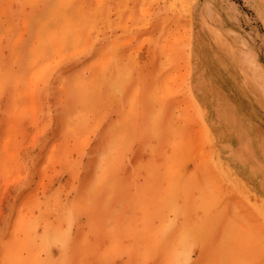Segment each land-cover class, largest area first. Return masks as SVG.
Returning <instances> with one entry per match:
<instances>
[{
  "label": "rangeland",
  "instance_id": "rangeland-1",
  "mask_svg": "<svg viewBox=\"0 0 264 264\" xmlns=\"http://www.w3.org/2000/svg\"><path fill=\"white\" fill-rule=\"evenodd\" d=\"M55 1L0 0V264H264V186L227 164L187 88L197 0ZM198 2L236 5L264 64L245 0Z\"/></svg>",
  "mask_w": 264,
  "mask_h": 264
},
{
  "label": "bare ground",
  "instance_id": "bare-ground-1",
  "mask_svg": "<svg viewBox=\"0 0 264 264\" xmlns=\"http://www.w3.org/2000/svg\"><path fill=\"white\" fill-rule=\"evenodd\" d=\"M16 1V0H15ZM45 1V0H44ZM60 0H57L55 2L59 3ZM73 1V0H72ZM87 2L90 0H77L76 3H81V2ZM97 1V0H95ZM102 1V0H101ZM128 1V0H126ZM137 1V0H136ZM145 1V0H144ZM150 1V0H149ZM248 6L252 8V12L254 13V19L256 21H259V23L264 27V0H245ZM62 2V1H61ZM70 2V1H69ZM68 2V3H69ZM99 2V1H98ZM111 2V1H110ZM148 2V1H146ZM151 2V1H150ZM160 2V1H159ZM18 0V4H19ZM56 3V4H57ZM116 3V2H115ZM128 3V2H126ZM149 3V2H148ZM38 4V3H37ZM43 4V3H42ZM53 4V3H52ZM63 4V3H62ZM102 3L99 5L101 6ZM147 4V3H146ZM197 1H193L190 13H189V23H190V28H191V33L192 37L190 38V42L192 45L195 43L197 39L195 40V36L193 38V33H195L197 27H199L201 30L205 31V38L201 42L199 41L197 44L199 45L198 47V52L195 57V61H192L191 64L189 65V77H188V90L189 93L192 97H194L198 103V107L203 110V115L205 116L207 122L209 123L210 126H213L216 131L218 132V138L217 140L220 142L219 146V153L221 156H225L227 164L231 163L232 165L235 166H241L245 169H247L249 172H251L253 175H256V177L259 178V183L264 186V64L261 61V56L258 51V47H256V44L253 41V35L251 32H245L242 29V24L239 23L240 17H239V12L237 10L236 5L233 3L226 4V10H217L215 5H208L205 3L200 4ZM211 4V3H210ZM14 5V4H13ZM69 5V4H68ZM71 5V4H70ZM85 5V4H84ZM103 5V4H102ZM105 5V4H104ZM107 5V4H106ZM105 5V6H106ZM120 5V4H119ZM128 7V4H126ZM137 5V4H136ZM150 5V4H149ZM153 5V4H152ZM166 5V4H165ZM28 6V5H27ZM38 6V5H37ZM41 6V5H40ZM59 6V5H58ZM86 6V5H85ZM104 6V7H105ZM144 6V5H143ZM247 6V7H248ZM9 7V6H8ZM11 7V6H10ZM84 7V6H82ZM108 7V6H107ZM142 7V6H141ZM145 7V6H144ZM17 8V7H16ZM14 8V9H16ZM38 8V7H37ZM40 8V7H39ZM53 8V7H51ZM85 8V7H84ZM87 8V6H86ZM165 8V7H164ZM18 9V8H17ZM54 9V8H53ZM71 9V7L68 9V11ZM97 9V8H96ZM95 9V10H96ZM122 9V8H120ZM147 9V8H146ZM83 10V9H82ZM123 10V9H122ZM125 10V9H124ZM10 11V10H9ZM148 11V10H147ZM151 11V10H150ZM112 12L113 9H112ZM122 12V11H121ZM120 12V13H121ZM170 12V11H169ZM99 13V12H98ZM119 13V11H118ZM159 13V12H157ZM108 14H110L108 12ZM144 14V13H143ZM165 14V13H164ZM167 14V13H166ZM165 14V15H166ZM172 14V12H171ZM10 15V14H9ZM129 15V14H128ZM145 15V14H144ZM160 15V13H159ZM168 15V14H167ZM251 15V14H250ZM56 16V13H55ZM96 16V15H95ZM111 16V15H110ZM133 17V15H131ZM172 16V15H171ZM11 17V16H10ZM99 17V16H96ZM117 17V16H114ZM174 17V16H173ZM119 18V17H118ZM122 18V16H121ZM129 18V17H128ZM148 18V17H147ZM11 19H13L11 17ZM17 19V18H16ZM19 19V17H18ZM111 19V17H110ZM114 19V18H113ZM125 19V18H124ZM215 19L217 22L214 23ZM249 19V18H248ZM253 19V20H254ZM120 20V19H119ZM119 20L117 21L119 23ZM155 20V19H154ZM153 20V22H154ZM95 21V20H94ZM129 21V20H128ZM165 21V19H164ZM168 21V20H167ZM166 21V22H167ZM214 23L212 24L211 23ZM116 22V21H114ZM143 22V21H142ZM145 22V21H144ZM113 23V22H112ZM149 23V22H148ZM163 23V21H162ZM257 23V22H256ZM255 23V24H256ZM18 24V23H17ZM76 24V23H75ZM95 24V22H94ZM104 24V23H103ZM114 24V23H113ZM132 24V23H131ZM140 24V23H139ZM146 24V23H145ZM168 24V23H167ZM253 24V23H252ZM96 25V24H95ZM101 25V24H100ZM108 25V24H107ZM112 25V24H111ZM127 25V24H126ZM153 26V23L151 24ZM244 25V24H243ZM93 26V25H92ZM99 26V25H98ZM116 26V24H115ZM118 26V25H117ZM121 26V25H120ZM132 26V25H131ZM140 26V25H139ZM165 26V25H164ZM251 26V25H250ZM114 27V26H113ZM126 27V26H125ZM124 27V28H125ZM137 27V26H136ZM141 27V26H140ZM163 27V26H162ZM261 27V26H260ZM71 28H73L71 26ZM91 28V26H90ZM134 28V27H133ZM150 28V27H149ZM95 29V27H94ZM123 29V28H122ZM144 29V28H142ZM252 29V28H251ZM91 30V29H90ZM89 30V31H90ZM107 30V29H106ZM131 30V28H130ZM147 30V29H146ZM109 31V30H108ZM111 31V30H110ZM167 31V30H166ZM263 31V30H262ZM75 32V31H74ZM117 32V31H115ZM137 32V31H136ZM144 32V31H143ZM165 32V31H164ZM253 32V31H252ZM11 33V32H10ZM57 33V32H56ZM141 33V31H140ZM8 34V33H7ZM64 34V33H63ZM75 34V33H73ZM116 34V33H115ZM114 34V35H115ZM122 34V33H121ZM137 34V33H136ZM143 34V33H142ZM145 34V33H144ZM196 34V33H195ZM264 34V33H263ZM48 35V34H47ZM82 35V34H81ZM90 35V34H89ZM103 35V34H102ZM106 35V33H105ZM10 36V35H9ZM12 36V35H11ZM127 36V35H126ZM129 36V35H128ZM138 36V34H137ZM74 37V36H71ZM134 37V36H133ZM139 37V36H138ZM10 38V37H7ZM117 38V37H116ZM125 38V37H124ZM44 39V38H43ZM75 39V38H73ZM71 39V40H73ZM87 39V38H85ZM122 39V37H121ZM129 39V38H128ZM149 39V38H148ZM154 39V38H153ZM7 40V39H6ZM23 40V39H22ZM45 40V39H44ZM43 42L41 43H44ZM91 40V39H90ZM155 40V39H154ZM36 41V40H34ZM50 42L54 40H49ZM48 41V42H49ZM85 41V40H84ZM114 41V40H111ZM7 42V41H6ZM30 42V41H29ZM115 42V41H114ZM123 42V41H122ZM149 42V41H147ZM8 43V42H7ZM20 43V42H19ZM18 43V44H19ZM34 43V42H33ZM38 44V42H36ZM40 43V44H41ZM54 43V42H53ZM71 43H73L71 41ZM90 43V41H89ZM93 43V41H92ZM141 43V42H140ZM151 43V42H150ZM157 43V42H155ZM6 44V43H5ZM4 44V45H5ZM56 44V43H55ZM117 44V43H116ZM114 44V45H116ZM137 44V43H136ZM143 45V42L141 43ZM194 44V45H195ZM119 46V44H117ZM122 45V44H121ZM141 45V46H142ZM149 45V43H148ZM152 45H154L152 43ZM151 45V46H152ZM9 47V45H7ZM17 46V45H16ZM41 46V45H40ZM55 46V45H54ZM87 46V42L86 45ZM84 46V47H85ZM95 47V46H94ZM126 47V46H125ZM129 47V46H128ZM138 47V46H137ZM171 47V46H170ZM46 48V47H45ZM87 48V47H86ZM97 48V47H96ZM113 48V47H112ZM115 48V46H114ZM172 48V47H171ZM77 49V48H76ZM75 49V50H76ZM82 49V48H81ZM80 49V50H81ZM111 49V48H109ZM129 49V48H125ZM157 49V48H156ZM23 50V49H22ZM74 50V49H73ZM71 50V52L73 51ZM95 50V49H94ZM169 50V49H168ZM216 50V51H215ZM92 51V50H91ZM110 51V50H109ZM112 51V50H111ZM110 51V52H111ZM117 51V50H116ZM127 51V50H126ZM145 51V50H144ZM170 51V50H169ZM210 51L212 53V56L210 55ZM11 52V51H10ZM70 52V53H71ZM99 52V51H98ZM157 52V50H156ZM2 53V52H1ZM12 53V52H11ZM73 54L75 52H72ZM100 53V52H99ZM154 53V52H153ZM112 54V53H111ZM129 54V53H128ZM134 54V52H133ZM132 54V56H133ZM12 55V54H11ZM10 55V56H11ZM22 55L23 54L22 52ZM85 55V54H84ZM90 55V54H89ZM101 55V54H100ZM116 55V54H115ZM121 55V54H120ZM124 55V54H123ZM144 55V54H143ZM19 56V55H18ZM118 56V55H117ZM131 56V55H130ZM154 56V55H153ZM3 57V56H2ZM83 57V56H82ZM92 57V56H91ZM106 57V56H105ZM121 57V56H120ZM136 57V56H135ZM108 58V55H107ZM132 58V57H131ZM130 58V59H131ZM134 58V56H133ZM119 59V56H118ZM116 61H119V60ZM139 59V58H138ZM142 59V58H141ZM3 60V59H2ZM10 60H12L10 58ZM25 60V59H23ZM58 60V59H57ZM64 60V59H63ZM81 60V59H80ZM96 60V59H95ZM101 61H97L98 64L100 62H103L102 60L105 59H99ZM133 60V59H132ZM78 61V59H77ZM76 61V62H77ZM81 61H84L81 60ZM113 61V60H111ZM30 62V61H29ZM88 62V61H87ZM86 62V63H87ZM92 62V60L90 61ZM109 62V61H107ZM1 63V62H0ZM79 63V62H78ZM116 63V62H115ZM114 63V64H115ZM149 63V62H148ZM1 65V64H0ZM8 65V63H7ZM6 65V66H7ZM64 65V64H63ZM106 65V64H105ZM116 65V64H115ZM2 66V65H1ZM5 66V67H6ZM20 69H21V64H19ZM18 66V67H19ZM47 66V65H46ZM45 66V68H47ZM58 66V65H57ZM68 66V65H67ZM77 66V65H76ZM108 66V65H106ZM138 66V65H136ZM140 66V64H139ZM143 66V65H142ZM54 67V66H53ZM110 67V66H109ZM52 68V67H51ZM43 68H41L42 70ZM90 69V68H89ZM133 70V68H132ZM138 70V69H137ZM86 71V70H85ZM140 71V70H139ZM41 72V71H40ZM134 72V71H133ZM132 72V73H133ZM64 73V72H63ZM112 73V72H111ZM142 73V70H141ZM144 73V72H143ZM15 74V73H14ZM39 74V71H38ZM51 74V72H49ZM54 74V71H53ZM16 75V74H15ZM59 75V73H58ZM112 75V74H110ZM45 76V75H44ZM43 76V77H44ZM76 76V75H75ZM114 77V76H112ZM116 77V76H115ZM133 77V76H132ZM131 77V78H132ZM135 77V75H134ZM149 78V77H147ZM135 79V78H134ZM65 80V79H64ZM57 81V80H56ZM132 81V80H131ZM51 82V81H50ZM7 83V82H5ZM59 83V82H58ZM131 83V82H130ZM64 84V83H63ZM5 85V84H4ZM50 85V83H49ZM51 86V85H50ZM65 86V85H64ZM9 87V86H8ZM125 87V86H124ZM149 88V87H148ZM127 89V88H126ZM125 89V90H126ZM5 90V88H4ZM47 90V89H46ZM124 90V89H123ZM51 91V90H50ZM150 92V90H149ZM148 92V93H149ZM45 93V92H44ZM69 91H67L68 95ZM134 93V92H133ZM65 95V96H66ZM150 95V94H149ZM71 98V97H69ZM104 98V97H103ZM143 102V101H141ZM143 104V103H142ZM141 104V105H142ZM71 110V109H69ZM153 110V109H151ZM150 111V110H149ZM61 112V109H60ZM67 112V111H66ZM69 112V111H68ZM67 112V113H68ZM152 113V112H151ZM61 114V113H60ZM192 115V114H191ZM107 125V124H106ZM109 125V124H108ZM99 131V130H98ZM168 131V130H167ZM104 134V133H103ZM103 136V135H102ZM215 136V135H214ZM97 140V139H96ZM108 141V140H107ZM218 142V143H219ZM91 143V142H90ZM94 143V142H93ZM101 144V143H100ZM105 144V141H104ZM104 146V145H103ZM111 146V145H110ZM143 146V145H142ZM91 147V146H90ZM106 147V146H105ZM121 148V147H118ZM116 148V149H118ZM172 148V147H171ZM166 149V148H165ZM97 151V150H96ZM137 151V150H136ZM98 152V151H97ZM114 154V152H112ZM171 153V152H170ZM216 153V152H215ZM168 154V153H167ZM205 154V153H204ZM136 156V155H135ZM166 156V154H165ZM134 157V156H133ZM207 158V157H205ZM159 159V158H158ZM168 159V158H167ZM166 159V160H167ZM204 159V158H203ZM209 159V158H208ZM159 161V160H158ZM172 161V160H170ZM229 162V163H228ZM165 163V162H164ZM167 163V161H166ZM212 163V162H211ZM172 164V163H171ZM201 164V163H200ZM168 165V163H167ZM166 165V166H167ZM204 165V164H203ZM133 166V165H132ZM165 166V164H164ZM91 167V166H90ZM168 167V166H167ZM216 167V166H215ZM181 168V167H180ZM215 169V168H214ZM217 169V168H216ZM104 170V169H103ZM128 170V169H127ZM198 170V169H197ZM183 171V170H182ZM104 172V171H103ZM188 172V171H187ZM99 173V172H98ZM95 172V175L98 174ZM102 174V172H100ZM128 173V172H127ZM126 173V174H127ZM132 173V172H131ZM197 173V172H196ZM207 173V172H206ZM79 174V173H78ZM107 174V173H106ZM129 174V173H128ZM187 174V173H186ZM189 174V172H188ZM208 174V173H207ZM219 175V174H218ZM80 176V175H79ZM78 176V177H79ZM97 176V175H96ZM131 176V175H129ZM211 176V175H210ZM209 176V179H211ZM221 176V175H220ZM98 177V176H97ZM99 177H102L100 175ZM98 177V179H99ZM189 177V176H188ZM219 177V176H218ZM82 178V177H81ZM80 178V179H81ZM88 178V177H87ZM96 178V177H95ZM94 178V179H95ZM132 178V177H131ZM79 179V178H78ZM105 179V178H104ZM192 179V178H190ZM76 180V179H75ZM222 180V179H221ZM93 181V180H92ZM101 181V180H100ZM102 180L101 182H103ZM165 181V180H164ZM201 181V180H200ZM84 182H87L85 180ZM98 182V185L101 184ZM107 182V181H106ZM213 181H211L212 183ZM96 182L90 183L92 185H96ZM79 184V183H78ZM228 182L226 183V185ZM91 185V186H92ZM105 185V181H104ZM165 185V184H164ZM203 185V184H202ZM214 186V183L212 184ZM86 186V185H85ZM77 187V185H76ZM81 187H84L81 185ZM230 187V186H229ZM228 187V188H229ZM80 188V187H78ZM88 188V187H87ZM92 188V187H91ZM101 188V187H100ZM110 188V187H109ZM141 188V187H140ZM197 188V187H195ZM213 188V187H212ZM211 188V189H212ZM227 188V187H226ZM97 188L95 187V190ZM111 189V188H110ZM133 189V188H132ZM202 189H204L202 187ZM81 190V189H80ZM94 190V191H95ZM138 190V189H137ZM213 190H216L213 188ZM228 190V189H227ZM89 192V191H88ZM96 192V191H95ZM94 192V195H95ZM139 192V191H138ZM146 192V191H145ZM205 192V191H204ZM217 192V190H216ZM215 192V193H216ZM76 193V192H75ZM194 193V191H193ZM77 194V193H76ZM75 196H80L76 195ZM137 194V193H136ZM227 194V193H226ZM89 195V194H88ZM138 195V194H137ZM136 195V196H137ZM228 195V194H227ZM110 196V195H109ZM195 196V195H194ZM210 196V195H209ZM218 196V197H216ZM222 196V195H221ZM217 193L214 198L216 200L221 197ZM224 196V195H223ZM233 196V195H232ZM104 197V196H103ZM107 197V196H106ZM71 198H73L71 196ZM79 199V197H77ZM84 198V197H83ZM209 198V197H207ZM212 197L211 199L214 200ZM225 198V197H224ZM236 198V197H235ZM52 199V198H51ZM133 200V198H131ZM195 199V197H194ZM221 199V198H220ZM223 199V197H222ZM221 201H224L222 200ZM227 199V198H226ZM225 199V200H226ZM60 200V199H59ZM88 200V199H86ZM85 200V201H86ZM214 200L212 203V206L214 205L213 203L216 201ZM136 201V200H134ZM142 201V200H141ZM228 201V199H227ZM226 201V202H227ZM78 202V201H76ZM194 202V201H192ZM74 203V202H73ZM72 203V204H73ZM134 203V202H133ZM235 203V202H234ZM132 204V203H131ZM210 204V205H211ZM216 204V203H215ZM221 204V203H219ZM136 203L134 204V206ZM156 205V204H155ZM163 205V204H161ZM206 205V204H203ZM231 205V204H230ZM237 205V204H236ZM132 206V205H131ZM137 206V205H136ZM135 206V208H136ZM152 206V205H151ZM209 206V205H208ZM216 206V205H215ZM45 207V206H44ZM149 207V206H148ZM194 207V206H193ZM206 207V206H205ZM42 208V207H41ZM138 208V207H137ZM142 208V207H141ZM153 208V207H152ZM202 208V207H201ZM207 208V207H206ZM211 208V207H210ZM221 208V207H220ZM233 208V205H232ZM60 209V208H59ZM140 209V208H139ZM203 210L205 208H202ZM218 207L215 209L217 210ZM228 209V208H227ZM237 209V207H236ZM240 209V208H239ZM134 210V207H133ZM193 210V209H192ZM208 208L206 209V211ZM222 210V209H221ZM136 213L137 210L135 209ZM134 211V212H135ZM141 211V210H140ZM205 211V212H206ZM218 211V210H217ZM233 211V209H232ZM240 211V210H239ZM204 212V213H205ZM209 212V211H208ZM220 212V211H218ZM228 212V211H227ZM57 213V212H56ZM141 213H143L141 211ZM233 213V212H232ZM238 212H235V215ZM192 214V213H191ZM217 215V213H214ZM228 214V213H227ZM54 215V214H53ZM145 215V214H144ZM205 215V214H204ZM234 215V216H235ZM214 216V215H213ZM219 216V215H217ZM216 216V217H217ZM229 216V215H228ZM126 217V216H125ZM193 217V216H192ZM206 217V216H205ZM215 217V219H217ZM127 218V217H126ZM51 219V218H50ZM136 219H138L136 217ZM202 219V218H200ZM206 219V218H204ZM204 219H202L204 221ZM213 219V218H212ZM219 219V218H218ZM217 219V220H218ZM225 219V218H224ZM233 219V218H232ZM201 220V221H202ZM231 220V219H230ZM234 220V219H233ZM232 220V221H233ZM127 221V220H126ZM147 221V220H146ZM157 221V220H156ZM193 221V220H192ZM41 222V221H40ZM128 222V221H127ZM207 223V221H204ZM212 222V221H211ZM210 222V223H211ZM214 222V220H213ZM217 222V221H216ZM123 223L124 222L123 220ZM122 223V224H123ZM129 223V222H128ZM142 223V222H141ZM140 223V224H141ZM233 223V222H232ZM139 224V225H140ZM193 224V223H192ZM231 224V223H230ZM236 224V222H235ZM205 225V224H204ZM209 225V224H208ZM126 226L127 229V224H124V227ZM190 226V225H189ZM203 226V222H202ZM41 227V226H40ZM220 228V226H219ZM188 229V228H187ZM186 229V230H187ZM191 229V228H189ZM188 229V232H189ZM193 229V228H192ZM202 229V228H199ZM161 229L160 231H162ZM185 230V228H184ZM183 230V231H184ZM34 231V230H33ZM39 231V230H38ZM155 231V230H154ZM181 232L180 234L182 235L184 232ZM202 231V230H200ZM210 231V230H209ZM230 231V230H229ZM37 232V231H36ZM152 232V231H151ZM158 232V231H157ZM196 232V228H195ZM199 232V231H198ZM208 232V231H207ZM206 234V232L204 231ZM204 233L202 236H204ZM227 233V231H226ZM188 234V233H187ZM195 234V233H194ZM200 234V232H199ZM198 234V235H199ZM221 234V233H220ZM177 235V234H176ZM193 235V234H192ZM234 236V235H233ZM238 236V235H237ZM176 237V236H175ZM181 238V236H179ZM177 237V238H179ZM197 239V235H195ZM199 237V236H198ZM201 237V236H200ZM227 237V235L225 236ZM189 238V237H188ZM252 238V237H251ZM186 239V238H185ZM191 239V238H190ZM225 239V238H224ZM233 239V237H232ZM250 239V238H248ZM247 239V241H248ZM193 240V236H192ZM199 240V238L197 239ZM223 240V236L220 239ZM122 241V240H121ZM179 241V240H178ZM201 241V240H200ZM214 241V240H213ZM212 241V242H213ZM58 242V241H57ZM116 242V241H115ZM133 242V241H132ZM197 243V242H196ZM195 243V244H196ZM127 244V243H126ZM152 244V243H151ZM131 245V244H130ZM138 245V244H137ZM223 245V244H222ZM115 246V244L113 245ZM136 246V245H135ZM192 247V245H190ZM215 246V245H214ZM213 246V247H214ZM137 247L140 248L138 245ZM172 247V246H170ZM221 247V246H220ZM110 247L109 249H111ZM135 251L137 250L136 247ZM145 248V246H144ZM222 248V247H221ZM226 249V247H224ZM114 249H116L114 247ZM142 249V248H141ZM140 249V250H141ZM188 249V248H187ZM139 250V249H138ZM139 250V251H140ZM143 250V249H142ZM222 250V249H221ZM112 251V249H111ZM144 251V250H143ZM198 251V250H197ZM212 251V250H211ZM210 251V252H211ZM218 251V249H217ZM224 251V250H223ZM227 251L228 247H227ZM226 251V252H227ZM146 250L144 251V253ZM192 252V251H191ZM242 252V251H240ZM136 253V252H135ZM143 253V252H142ZM142 254L143 257L144 255L147 254ZM190 252H188L189 254ZM225 252H220V254ZM2 254V253H1ZM172 254V253H171ZM187 255L186 253H184ZM210 254V253H209ZM222 254V255H223ZM240 254V253H239ZM141 255V254H139ZM138 255V256H139ZM221 256V259L223 260L224 256ZM228 255V253L226 254ZM137 256V254H136ZM147 256V255H146ZM208 256V255H207ZM148 257V256H147ZM189 257V256H188ZM187 257V258H188ZM195 257V256H194ZM229 258L230 256H226V258ZM139 258V257H137ZM206 258V257H205ZM226 258L224 260H226ZM227 258V259H228ZM148 259V258H145ZM176 259V258H175ZM175 259H172L175 261ZM181 259V258H180ZM186 259V257H185ZM189 259V258H188ZM220 259V260H221ZM150 260V259H149ZM177 260V259H176ZM205 260V259H204ZM141 260L138 261L140 264L142 263ZM161 261V260H160ZM163 261V260H162ZM186 261H188L186 259ZM226 260V264H227ZM241 261V260H240ZM245 261V258L243 259ZM145 262V261H144ZM166 262V263H165ZM164 264H167V261H165ZM177 262V261H175ZM175 262H169V264H173ZM193 262V261H192ZM218 262V261H217ZM221 262V261H220ZM143 264V263H142ZM146 264V263H145ZM153 264V263H152ZM159 264V263H158ZM183 264V263H182ZM192 264V263H191ZM223 264V262L221 263ZM225 264V263H224Z\"/></svg>",
  "mask_w": 264,
  "mask_h": 264
}]
</instances>
